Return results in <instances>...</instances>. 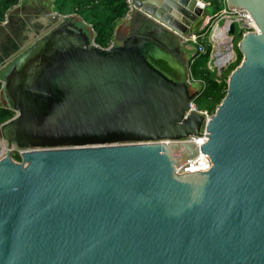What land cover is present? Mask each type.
I'll return each mask as SVG.
<instances>
[{
  "label": "water",
  "instance_id": "95a60500",
  "mask_svg": "<svg viewBox=\"0 0 264 264\" xmlns=\"http://www.w3.org/2000/svg\"><path fill=\"white\" fill-rule=\"evenodd\" d=\"M136 5L143 22L107 48L41 11L7 60L0 264H264V0H226L259 32L230 25L243 59L213 114L190 113L201 92L177 35L207 9ZM200 153L212 168L181 173Z\"/></svg>",
  "mask_w": 264,
  "mask_h": 264
},
{
  "label": "rangeland",
  "instance_id": "374dc122",
  "mask_svg": "<svg viewBox=\"0 0 264 264\" xmlns=\"http://www.w3.org/2000/svg\"><path fill=\"white\" fill-rule=\"evenodd\" d=\"M60 2H61L60 0H20L19 3H17L16 5H14L13 7L7 10L4 16V19L0 21V82L3 83V77L5 73L8 71V68L10 67V65L12 64V62H7V60H9L10 58L18 54L20 50V44L22 43V39H25L26 37V36L24 37V34H23L24 33V23L27 22V19L29 18V16L33 14L36 15L38 12L42 11L43 9L48 11L50 15L60 16L62 14L57 12V7L59 6ZM210 2L212 3V0H210ZM224 6L225 5H223L221 2L220 9H215L213 8V5H212L206 10L207 16L211 17L212 20L208 22V26L207 28H205L207 29L208 38L205 40L204 43L207 44V46L212 44V50L214 46V43L210 41V37H212L213 35L212 26L216 21L217 15L223 12ZM224 25H225V21L222 20L220 22V27H221L220 32L221 33H223ZM236 28H237V33H239L241 29L240 25L238 24ZM239 41H240V38H236L235 51H236L237 57L235 60L231 61L227 65L228 67L225 70L223 77L221 75L222 73L218 74L217 68L215 72H212L210 68L208 67V62L209 64L214 63L211 60V57L208 59L207 62L204 59V57H200L196 59V61L191 67L193 78L196 77L197 79H202L203 78L202 72L207 67L208 70H210L212 73L215 74L216 78L218 79L223 78L222 80L227 82L228 77L231 74V72L238 66L236 63H237V60L241 56L239 48H238ZM185 45L187 48L186 49L187 59H189L193 55L192 53L193 48H196L197 46L196 44H186V43ZM210 55H213V53L211 52ZM195 70H196V74H198L199 76H196L195 72L193 74V71ZM194 80L192 81V90H199L201 92L199 96L195 99V104L197 105L199 110L205 111L208 114H212L206 109H204L208 106V101H207L208 97H207V94H204L205 93L204 91L206 88L205 83L202 80H196L195 78ZM222 80L219 79L220 82ZM202 91L204 92L203 94H202ZM2 105H3V97H2V92H1L0 93V106ZM0 141H2L1 137H0ZM16 154L17 152H13L12 156L15 157ZM5 155L6 154H3V155L0 154V158L4 157Z\"/></svg>",
  "mask_w": 264,
  "mask_h": 264
},
{
  "label": "trees",
  "instance_id": "16d2710c",
  "mask_svg": "<svg viewBox=\"0 0 264 264\" xmlns=\"http://www.w3.org/2000/svg\"><path fill=\"white\" fill-rule=\"evenodd\" d=\"M20 0H0V21L4 19V16L8 9L19 3ZM60 4L57 7V12L62 15H73L75 13L81 15L87 23H89L94 29L97 37L96 42L107 48L112 40L114 29L117 22L122 20L128 11L125 0H60ZM221 2L224 0H212L213 8L220 9ZM25 26V23H24ZM211 47H208V51L204 57L206 62L209 59ZM242 55L237 60V65L242 62ZM236 65V66H237ZM196 74V70L193 74ZM195 76V75H194ZM196 76H199L196 74ZM202 80L205 83V93L208 97V106L204 109L210 113H214L217 106L221 103L226 95L227 82H218L214 73H212L206 67L202 72ZM3 83L0 82V93L2 92ZM14 116V112L6 107L0 106V125L8 121ZM16 160H20V156L17 153L14 157Z\"/></svg>",
  "mask_w": 264,
  "mask_h": 264
},
{
  "label": "built area",
  "instance_id": "2783aa9c",
  "mask_svg": "<svg viewBox=\"0 0 264 264\" xmlns=\"http://www.w3.org/2000/svg\"><path fill=\"white\" fill-rule=\"evenodd\" d=\"M125 2L128 7V11L126 15L127 19H130L131 16L134 15V13H138V14L144 13L136 5V0H125ZM223 5H225L223 12L217 15L216 21L212 26L213 35L212 37H210V41L214 43L213 50H212V44L209 45L211 47L210 54L211 52L213 53V55H209V58L211 57V60L214 63L209 64L208 62V67L210 68L212 72H215L217 68L218 74L219 73L223 74V72L228 67L227 65L231 61L235 60L237 57L236 51H235V41L231 43L233 41V37L228 33L230 25L232 23H234L236 26L239 24L241 28L240 30H243L244 33L259 32V29L256 23H254L252 17L250 16L248 12L228 9V7L226 6V0H224ZM200 6L204 9H208L209 7L212 6V4L210 0H200ZM210 20H212L211 17H208V21H207L205 28H207L208 22ZM222 20L225 21L223 33L220 32V29H221L220 22ZM203 31H200L199 33L191 34L189 36H182L174 32L184 41V43L196 44L197 46L196 48H193L192 50L193 55L191 56L190 62L188 63L190 70H191L192 65L196 61V59L205 56L208 51L209 46H207V44L204 43L205 40L208 38L207 29H205L204 32ZM221 36H225L227 38V43L223 42ZM229 49L233 52L234 54L233 57L227 61L225 60V58L220 59V53H227ZM191 77H192V71H191ZM222 79L223 78H221L220 80ZM217 81H219L218 78H217ZM194 111H199V108L195 104V101L190 103V113ZM205 140H206L205 137L203 139L200 138L199 142L203 143ZM212 165L213 164L209 156L206 154H201L195 159H193L192 161H190L188 164H186L182 168L181 173L207 172L212 168Z\"/></svg>",
  "mask_w": 264,
  "mask_h": 264
},
{
  "label": "crops",
  "instance_id": "0c3cea01",
  "mask_svg": "<svg viewBox=\"0 0 264 264\" xmlns=\"http://www.w3.org/2000/svg\"><path fill=\"white\" fill-rule=\"evenodd\" d=\"M126 15H127V14H126ZM72 16H75L76 18L81 19L83 22H85V23L87 24V26L93 31L95 37H97V35H96L94 29L92 28V26H91L89 23H87V21H86L81 15L75 13V14H73ZM127 20H128V19H127V17L125 16L122 20H120L119 22H117L116 27H115V29H114L113 36H112V40H111V43H110L109 46H111L113 43H119V42H120V39H121V37H120V29H121V27H122L123 25H125V23H126ZM109 46H108V47H109ZM190 58H191V57H190ZM190 58L187 59V55H186V59H187L188 63L190 62ZM224 72H225V71H224ZM224 72H223L222 75H224ZM191 79H192V81L194 80L193 76L191 77ZM219 79H221V78H219ZM194 81H195V80H194ZM218 82H220V81H218Z\"/></svg>",
  "mask_w": 264,
  "mask_h": 264
},
{
  "label": "flooded vegetation",
  "instance_id": "af4514ba",
  "mask_svg": "<svg viewBox=\"0 0 264 264\" xmlns=\"http://www.w3.org/2000/svg\"><path fill=\"white\" fill-rule=\"evenodd\" d=\"M42 11H44V9H43ZM40 13H41V11L38 12L36 15L33 14V15L29 16V18L27 19V22L25 23V26H24V32H28V28H27V27L30 26V20H31V18H32L33 16H39ZM136 21H138V22H140V23L143 22V17H142L141 15L137 14ZM132 29H133L132 23H128V24L126 25L125 29L123 30V32L120 33V37H121V38L126 37L127 35L130 34V32H132ZM23 34H24V33H23ZM24 37H25V36H24ZM26 38H27V37H25V39H26ZM173 48H176L175 45L173 46ZM183 57L185 58L186 55L184 54ZM18 154H19V153H18Z\"/></svg>",
  "mask_w": 264,
  "mask_h": 264
},
{
  "label": "bare ground",
  "instance_id": "6f19581e",
  "mask_svg": "<svg viewBox=\"0 0 264 264\" xmlns=\"http://www.w3.org/2000/svg\"><path fill=\"white\" fill-rule=\"evenodd\" d=\"M222 37V40L223 42H226L227 43V38L225 36H221ZM233 52L229 49L227 53H220V59L221 58H225V60H229L230 58L233 57ZM6 142L5 141H0V154L3 155V154H6L7 153V148H6ZM203 153H200L199 155H201Z\"/></svg>",
  "mask_w": 264,
  "mask_h": 264
}]
</instances>
